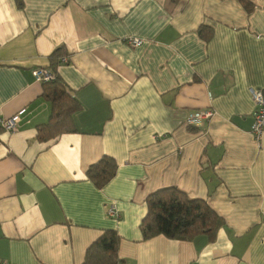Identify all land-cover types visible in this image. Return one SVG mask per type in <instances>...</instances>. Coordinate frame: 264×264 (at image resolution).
Wrapping results in <instances>:
<instances>
[{
  "label": "crops",
  "instance_id": "obj_1",
  "mask_svg": "<svg viewBox=\"0 0 264 264\" xmlns=\"http://www.w3.org/2000/svg\"><path fill=\"white\" fill-rule=\"evenodd\" d=\"M249 1L0 0V122L24 111L15 131L0 126V264H82L105 230L123 264H264V134L248 135L264 0ZM60 47L77 132L41 143L51 105L33 73ZM102 157L117 171L97 189L85 172ZM164 188L222 218L213 240L142 239L146 199Z\"/></svg>",
  "mask_w": 264,
  "mask_h": 264
},
{
  "label": "trees",
  "instance_id": "obj_2",
  "mask_svg": "<svg viewBox=\"0 0 264 264\" xmlns=\"http://www.w3.org/2000/svg\"><path fill=\"white\" fill-rule=\"evenodd\" d=\"M246 13L254 7L249 0H237ZM202 38L209 41L212 30L201 28ZM64 48H57L48 58V69L54 74L50 83H43L42 98L51 105L48 122L37 126L36 140L46 143L64 134L77 132L74 115L81 105L72 96L62 80L55 75L56 69L64 64ZM117 165L110 157H102L90 165L86 178L97 188H104L116 175ZM147 213L139 230L144 241L162 236L170 241H193L200 236L214 239L224 225L222 218L203 200L189 199L176 188L157 190L146 199ZM120 238L114 230H105L88 247L82 264H123L119 256Z\"/></svg>",
  "mask_w": 264,
  "mask_h": 264
},
{
  "label": "built area",
  "instance_id": "obj_3",
  "mask_svg": "<svg viewBox=\"0 0 264 264\" xmlns=\"http://www.w3.org/2000/svg\"><path fill=\"white\" fill-rule=\"evenodd\" d=\"M126 42L131 47H138L141 44L140 39L129 38L126 39ZM63 62H67L66 57L63 58ZM34 79L37 83H50L54 79V74L45 68L36 69L33 73ZM251 99L254 105V113H253V124L248 132V135L254 137L256 141H259L262 135L264 134V93L260 90H251L250 91ZM24 111L17 113L9 119L3 120L0 122V126L6 132H13L17 129V125L21 120V115ZM214 113L210 110L200 111L194 113L190 116L187 125L189 127H201L205 122L210 121ZM107 215L109 217L115 218L117 216V211L113 206H110L107 210Z\"/></svg>",
  "mask_w": 264,
  "mask_h": 264
}]
</instances>
